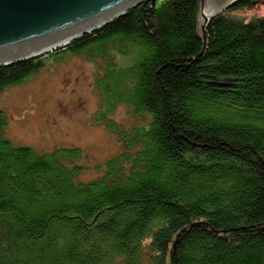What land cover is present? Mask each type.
Here are the masks:
<instances>
[{"label": "trees", "instance_id": "trees-1", "mask_svg": "<svg viewBox=\"0 0 264 264\" xmlns=\"http://www.w3.org/2000/svg\"><path fill=\"white\" fill-rule=\"evenodd\" d=\"M263 2L238 0L201 35L198 0H149L1 66L0 95L50 62L108 60L98 122L121 153L77 182L81 149L13 146L0 109V264H264V17L236 16ZM118 103L145 123L112 122Z\"/></svg>", "mask_w": 264, "mask_h": 264}, {"label": "rangeland", "instance_id": "rangeland-1", "mask_svg": "<svg viewBox=\"0 0 264 264\" xmlns=\"http://www.w3.org/2000/svg\"><path fill=\"white\" fill-rule=\"evenodd\" d=\"M236 16L245 20L262 18L264 2ZM112 56L115 63L125 61L119 53L113 52ZM107 61L83 55L56 64L50 62L25 84L5 90L0 95V109L8 120L5 135L12 145L27 146L37 153L79 148L85 154V169L75 180L88 182L98 178L105 162L121 153L117 136L98 122L104 114L99 113L102 107L95 80ZM106 82L107 76L96 85ZM107 118L125 129L145 123L124 103L115 104Z\"/></svg>", "mask_w": 264, "mask_h": 264}, {"label": "water", "instance_id": "water-1", "mask_svg": "<svg viewBox=\"0 0 264 264\" xmlns=\"http://www.w3.org/2000/svg\"><path fill=\"white\" fill-rule=\"evenodd\" d=\"M149 0H0V67L45 54ZM238 0H198V31ZM201 39L204 41V37Z\"/></svg>", "mask_w": 264, "mask_h": 264}]
</instances>
